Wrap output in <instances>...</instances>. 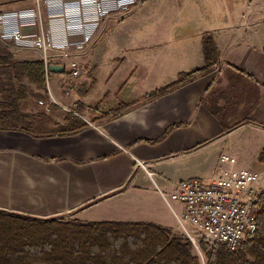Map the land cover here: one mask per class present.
<instances>
[{"label":"crops","instance_id":"crops-1","mask_svg":"<svg viewBox=\"0 0 264 264\" xmlns=\"http://www.w3.org/2000/svg\"><path fill=\"white\" fill-rule=\"evenodd\" d=\"M143 2L150 32L112 33L104 19L105 31L82 53L84 73L70 94L62 93L60 73L51 72L52 87L49 80L41 87L13 82L25 88L19 113L45 133L0 129L1 212L153 224L172 234L175 183L209 181L220 169L250 170L264 179L258 160L264 151V0ZM33 8L36 0H0V14ZM41 15L45 21L43 8ZM206 35L218 51L213 66L147 99L205 67ZM101 43L109 48L95 50ZM0 44L14 60L23 52ZM70 116L85 126L51 134L68 126ZM222 155L235 162L221 163Z\"/></svg>","mask_w":264,"mask_h":264},{"label":"trees","instance_id":"trees-1","mask_svg":"<svg viewBox=\"0 0 264 264\" xmlns=\"http://www.w3.org/2000/svg\"><path fill=\"white\" fill-rule=\"evenodd\" d=\"M205 67L182 74L178 81L145 97L160 96L175 85L210 69L218 55L213 38H203ZM28 79L44 85L41 61H16L0 51V129L45 133L29 124L19 113L18 101L24 87L13 82ZM18 117H20L18 119ZM68 126L58 127L53 135L74 133L85 126L74 116ZM48 133V132H47ZM264 163V151L258 158ZM257 229L242 247L231 252L224 247L210 249L201 244L206 264H264V192L258 198ZM191 244L153 224L88 223L36 219L0 211V264H200L192 255Z\"/></svg>","mask_w":264,"mask_h":264},{"label":"built area","instance_id":"built-area-1","mask_svg":"<svg viewBox=\"0 0 264 264\" xmlns=\"http://www.w3.org/2000/svg\"><path fill=\"white\" fill-rule=\"evenodd\" d=\"M140 1L36 0V8L0 14V42L37 55L46 81L50 65L63 66L57 81L68 95L84 73L78 58L92 45L101 22L109 16H127ZM219 161L232 164L235 159L222 155ZM262 192L260 176L245 169H220L209 181H179L169 195L179 205L172 235L185 239L199 254L202 243L210 249L236 252L257 229Z\"/></svg>","mask_w":264,"mask_h":264},{"label":"rangeland","instance_id":"rangeland-1","mask_svg":"<svg viewBox=\"0 0 264 264\" xmlns=\"http://www.w3.org/2000/svg\"><path fill=\"white\" fill-rule=\"evenodd\" d=\"M143 1V0H142ZM140 1V2H142ZM138 4L137 8H135V12H133V18H129L127 20V16H124L123 18H120L118 16H109V20L110 22L106 25L107 29L109 28V30L112 33H120V32H134L136 34H144L146 32H150V25L145 21V16L147 14V12H145V6H144V2ZM149 4V3H148ZM131 13V12H130ZM129 13V14H130ZM128 14V15H129ZM114 18L110 19V18ZM101 26L99 28V33H102L104 30V22H101ZM4 44V43H3ZM1 45V44H0ZM2 48H5L4 46L1 45ZM103 48H109L107 46H105L103 43L96 45L95 50H100ZM112 48V46L110 47ZM18 54V53H17ZM82 56V55H81ZM81 56H79V60L81 59ZM28 57V58H26ZM15 60H21V61H40L39 58L37 57V55H33L31 52H22L21 54L19 53L18 56H14ZM81 61V60H80ZM88 64H94V60H88L87 61ZM65 64V63H64ZM45 78V77H44ZM53 82L54 81V76H50L49 78V84L52 87L53 86ZM261 189L264 190V179L261 180ZM192 255H194L195 257H197L198 261L200 264H206V258L203 254V252H201V254L195 252L194 250H191Z\"/></svg>","mask_w":264,"mask_h":264},{"label":"water","instance_id":"water-1","mask_svg":"<svg viewBox=\"0 0 264 264\" xmlns=\"http://www.w3.org/2000/svg\"><path fill=\"white\" fill-rule=\"evenodd\" d=\"M49 69H50L51 72L61 73L63 71L64 67L60 66V65H50Z\"/></svg>","mask_w":264,"mask_h":264}]
</instances>
